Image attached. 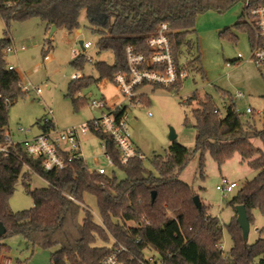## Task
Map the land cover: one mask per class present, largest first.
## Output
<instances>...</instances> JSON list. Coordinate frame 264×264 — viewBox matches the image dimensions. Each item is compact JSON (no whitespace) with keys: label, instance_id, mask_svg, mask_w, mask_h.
<instances>
[{"label":"trees","instance_id":"16d2710c","mask_svg":"<svg viewBox=\"0 0 264 264\" xmlns=\"http://www.w3.org/2000/svg\"><path fill=\"white\" fill-rule=\"evenodd\" d=\"M245 1L0 0V19L5 25L6 35L12 22L34 19L45 25L46 33L52 27L72 33L80 28L79 18L84 12L92 32L98 36V54L110 51L114 62L112 65L104 62L92 64L97 79L84 76L71 79L65 98L76 109L79 104L89 103L80 96L83 89L104 79L113 82L116 74L126 71V47L149 53L146 40L161 24H167L172 32L170 42L178 67L203 74L199 56L190 62L180 63L183 48L190 51L193 47L187 37L195 32L197 17L208 11L223 13ZM248 1L251 8L264 5V0ZM234 27L249 33L252 42L253 33L243 13ZM51 37L44 40V56L53 48ZM227 38L236 41L230 32ZM8 46L10 39L1 38L0 94L2 99L9 101L8 107L1 109L2 125H7L9 107L26 94L19 87L21 80L16 71L8 70L4 54ZM86 62L83 55H77L70 66L83 71ZM180 83L167 88L177 90ZM138 98L139 103L147 99L146 95ZM223 99L226 106L220 116L214 113L216 107L208 95L200 97L192 93L186 99V105H195L191 111L194 148L189 150L175 140L162 154H153L150 163L157 175L147 171L144 159L138 156L125 165L120 164V155L113 140L98 133L95 136L104 144V155L111 159L117 171L124 174V179L119 180L115 172L111 175L90 174L81 159L72 160L62 171L44 173L39 162L25 157L20 149L17 155L0 156V223L6 229L5 235L0 238V255L9 251L3 240L21 236L32 250H54L50 255V264H100L112 248L118 246L127 250L125 259L131 258L130 264H138L147 252L157 256L156 264H264V238L258 237L252 244L245 243L235 213L236 206H243L250 226L254 223V211L264 215V112L262 128L256 130L253 118L241 119L232 95L223 94ZM125 112L126 107L119 110L117 119L125 116ZM51 128L53 125H47L43 131ZM253 141H260L262 147H255ZM136 153L140 154L137 150ZM205 153L219 168L238 156L240 163H246L256 173L226 203L233 211L227 226L231 240L227 255L221 249L222 227L219 220L208 215L201 201L200 209L195 206V193L179 179L194 157L203 175ZM24 165L46 183L45 188H29L32 174L24 170ZM19 180L31 197L33 207L12 212L8 201ZM152 192H155L153 199ZM86 196L95 199L98 222L84 206ZM99 241L103 244L112 242V248L97 246Z\"/></svg>","mask_w":264,"mask_h":264},{"label":"rangeland","instance_id":"374dc122","mask_svg":"<svg viewBox=\"0 0 264 264\" xmlns=\"http://www.w3.org/2000/svg\"><path fill=\"white\" fill-rule=\"evenodd\" d=\"M241 14L240 3L223 13L208 11L197 17L195 32L187 37V41L193 43V47L190 51L183 48L180 63L190 62L195 56H199V67L203 74L187 69V77L181 81L177 90L146 87L143 93L147 99L143 103L127 101L116 85L107 79L93 83L81 91L80 96L86 102L100 100L104 101L107 107L119 105L126 107V125L132 146L142 155L146 170L154 175L157 174L150 159L153 154H162L167 150L171 143L168 139L170 129L174 131L178 143L189 150L194 148V119L191 111L195 105L185 104L192 93H197L200 97L208 95L221 113H224L226 106L223 94L234 97L236 93H241L242 98L234 99L241 119L246 121L253 118L256 130L262 128L264 67L257 68L248 62L251 56L249 33L234 27ZM79 23L80 28L72 33L63 29L56 30L51 37L53 48L44 56L42 47L49 33L45 32L43 23L35 19L12 22L6 35L5 25L0 19V39L8 37L11 47L26 46L23 52L5 54L7 65L16 71L23 85L30 84L32 87L22 98L15 101L7 112L6 127L15 139H23V135L17 132L18 128L30 129L27 138L38 134L40 131L38 124L45 118L51 120L57 130L62 131L100 117V111L90 110L87 103L79 104L75 109L70 100L65 98L68 84L74 75L97 79L98 75L92 64L104 62L112 65L114 62L110 51L98 54L96 47L98 36L92 32L84 12L80 15ZM229 32L235 37V42L227 38ZM79 42H82V45L89 43L90 47L82 51ZM74 52L76 55L91 59L90 63L84 64L83 71H77L70 66L75 58ZM238 58L240 62H233ZM227 63H231L228 68ZM34 89H39L40 94L37 95ZM246 109H250L252 113H246ZM252 143L255 147H262L260 141ZM81 155L88 170L103 168L106 175L115 172L119 180L125 178L123 173L108 164L102 143L90 131L81 139ZM255 174L246 163H240L238 156L219 168L210 155L205 153L203 175L199 171L196 157L188 162L179 175V179L187 183L200 199L208 215L219 220L222 227L221 249L224 255H227L231 248L227 226L233 216L232 209L226 203L245 182L253 179ZM222 178L235 183L237 188L223 195L216 190ZM45 187L46 183L40 177L32 175L29 181L31 190ZM84 206L98 222L99 214L95 199L86 196ZM8 207L12 212L33 207L32 199L26 193L21 180L14 188ZM253 216L254 223L249 228L248 244H252L258 237L264 238V215L254 211ZM3 243L9 251L0 255V263L7 259L10 260V264H50V255L54 252L39 248L32 250L21 236L7 238ZM111 244L112 242L108 244L97 242V246L109 247ZM152 254L147 252L146 256Z\"/></svg>","mask_w":264,"mask_h":264},{"label":"built area","instance_id":"2783aa9c","mask_svg":"<svg viewBox=\"0 0 264 264\" xmlns=\"http://www.w3.org/2000/svg\"><path fill=\"white\" fill-rule=\"evenodd\" d=\"M242 13L253 33V40L250 42L251 56L248 62L257 68L264 67V5L251 8L249 1L246 0L242 3ZM171 33L167 24H161L156 32L146 40V45L149 49L147 54L138 52L131 46L125 48L126 71L116 74L113 78V83L127 101L133 102L134 100L135 103H139L138 97L145 95L143 90L146 87L167 88L180 83L187 77V70L180 68V66L178 67L175 62L170 42ZM89 47V43L83 44L82 51L87 50ZM25 50L26 46L24 45L20 47L8 46L4 54H16ZM74 56H77L75 52ZM85 60L89 63L91 62L90 58L85 57ZM230 64L227 63L226 67H230ZM8 70L13 71L14 69L8 66ZM77 78H79L78 74L74 75L72 79ZM19 87L23 93L29 92V88H32L30 84L23 85L22 82H20ZM34 90L37 95L40 94L39 89ZM242 97L241 93L234 95V99ZM8 105V99H2L0 94V113L2 107H8ZM88 106L90 110L100 111V117L62 131L57 130L52 121L45 118L38 125L41 129L40 132L30 138H27L31 132L30 129L18 128L17 132L23 135L21 140L15 139L6 125H2L0 119V156L10 157L17 155L20 149L25 157L38 161L44 173L59 172L67 168L74 159H81L84 162L81 155V139L90 131L94 134H105L113 140L120 155V164L125 165L135 156L143 159L132 146L126 125V117L122 116L117 119L116 113L125 106L107 107L105 102L100 100L89 101ZM214 113L221 115L220 110L217 108ZM246 113L249 114L252 111L246 109ZM47 125H53V128L43 131V128ZM102 147L104 149L103 143ZM105 158L108 164L113 166L111 159L106 155ZM24 170L36 175L27 165H24ZM89 173L106 175V171L103 168H97L94 171L89 170ZM236 188L237 185L235 183L229 182L225 178H222L220 184L216 186V190L223 195L231 193ZM69 199L73 200L70 197ZM109 247L112 248L111 245ZM126 253L127 250L122 246L112 248L109 255L100 264H130L132 259L126 260ZM156 263H158V258L154 254L147 256L145 254L142 260L138 261V264ZM0 264H10V260H3Z\"/></svg>","mask_w":264,"mask_h":264},{"label":"water","instance_id":"95a60500","mask_svg":"<svg viewBox=\"0 0 264 264\" xmlns=\"http://www.w3.org/2000/svg\"><path fill=\"white\" fill-rule=\"evenodd\" d=\"M55 30L56 29L54 27H52L50 29L49 34H48V38L55 32ZM79 45L82 49V42H79ZM168 139L170 142H173L176 140V135L172 129H170V131H169ZM151 197H152V199L155 197V192L151 193ZM193 202H194L195 206L198 209H200L201 204H200V200L197 196L193 197ZM235 213H236V222H237V224L241 230L242 239L245 243H247L250 225H249L244 207L241 205L236 206L235 207ZM5 233H6V229H5L4 225L2 223H0V238L3 237L5 235Z\"/></svg>","mask_w":264,"mask_h":264},{"label":"crops","instance_id":"0c3cea01","mask_svg":"<svg viewBox=\"0 0 264 264\" xmlns=\"http://www.w3.org/2000/svg\"><path fill=\"white\" fill-rule=\"evenodd\" d=\"M78 32H80V31H78ZM144 91V90H143ZM41 123V122H40ZM40 123H39V125H40ZM41 130V129H40ZM40 132V131H39ZM233 212V211H232ZM233 214V213H232Z\"/></svg>","mask_w":264,"mask_h":264}]
</instances>
